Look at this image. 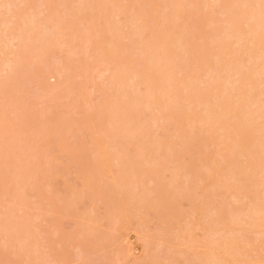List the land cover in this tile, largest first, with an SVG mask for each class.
Listing matches in <instances>:
<instances>
[{
  "label": "rangeland",
  "instance_id": "1",
  "mask_svg": "<svg viewBox=\"0 0 264 264\" xmlns=\"http://www.w3.org/2000/svg\"><path fill=\"white\" fill-rule=\"evenodd\" d=\"M102 1L0 0V264H260L264 0Z\"/></svg>",
  "mask_w": 264,
  "mask_h": 264
},
{
  "label": "bare ground",
  "instance_id": "2",
  "mask_svg": "<svg viewBox=\"0 0 264 264\" xmlns=\"http://www.w3.org/2000/svg\"><path fill=\"white\" fill-rule=\"evenodd\" d=\"M76 1H77V0H76ZM101 1H102V0H101ZM172 1H174V0H172ZM221 1H222V0H221ZM225 1H226V0H225ZM95 2H96V1H95ZM102 2H103V1H102ZM104 2H105V1H104ZM112 2H113V1H112ZM245 2H246V1H245ZM247 2H248V1H247ZM100 3H101V2H100ZM107 3H108V2H106V4H107ZM180 3H181V2H180ZM229 3H230V2H229ZM62 4H63V3H62ZM79 4H80V3H79ZM205 4H206V3H205ZM244 4H245V3H244ZM262 4H263V3H262ZM262 4H261V5H262ZM57 5H58V4H57ZM75 5H76V4H75ZM97 5H98V4H97ZM99 5H100V4H99ZM102 5H103V4H102ZM111 5H112V4H111ZM226 5H227V4H226ZM107 6H108V5H107ZM174 6H175V3H174ZM91 7H92V6H91ZM149 7H150V6H149ZM177 7H178V5H177ZM181 7H182V6H181ZM221 7H222V6H221ZM244 7H245V6H244ZM235 8H236V7H235ZM94 9H95V8H94ZM103 9H104V8H103ZM241 9H242V8H241ZM247 9H248V8H247ZM247 9H246V10H247ZM261 9H264V5H263L262 7H260V12L256 11V12H255V13H256L255 15H250V14H249L250 17H248V21H250V20L252 19V21L254 20V22L256 23L254 27H253V24H252V27H251L252 30H251V31H252L253 33H252V32H251V33H252L254 36L252 37V36L250 35V36L252 37V38H251L252 40H251V39H250V40H251V41H254L255 39H259V40H258L259 42H257V44H258V43H259V44H262L263 41H264V40H262V39H264V22H263V23L261 22L262 20L264 21V18H263V17H264V14H263V10H261ZM56 10H57V9H56ZM62 10H63V9H62ZM172 10H173V9H172ZM175 10H177V8H176ZM90 11H93V9H91V10L89 9V12H90ZM109 11H110V10H109ZM152 11H153V10H152ZM173 11H174V10H173ZM94 12H95V11H94ZM178 12H179V10H178L176 13H178ZM180 12H181V11H180ZM242 12H243V11H242ZM257 12H258V13H257ZM33 13H34V12H33ZM63 13H64V12H63ZM63 13H62V15H63ZM105 14H106V13H105ZM230 14H231V13H230ZM251 14H252V13H251ZM257 14H258V15H257ZM151 15H153V14H151ZM170 15H171V14H170ZM235 16H236V15H235ZM247 16H248V15H247ZM66 17H67V16H66ZM163 17H164V16H163ZM176 18H177V16H176ZM240 18H241V17H240ZM61 19H62V18H61ZM61 19H60V20H61ZM99 19H100V18H99ZM37 20H38V19H37ZM53 20H54V19H53ZM96 20H97V19H96ZM164 20H165V17H164ZM57 21H58V20H57ZM70 21H72V20H70ZM110 21H111V20H110ZM232 21H234V20H232ZM245 21H246V20H245ZM252 21H250V22L252 23ZM21 22H22V21H21ZM165 22H166V21H165ZM170 22H171V21H170ZM172 22H173V21H172ZM234 22H235V21H234ZM254 22H253V23H254ZM167 23H168V22H167ZM231 23H233V22H231ZM231 23H230V24H231ZM244 23H245V22H244ZM251 23L248 24V25L250 26ZM98 24H99V23H98ZM112 24H113V23H112ZM112 24H111V25H112ZM114 24H115V23H114ZM170 24H171V23H170ZM236 24H238V23H236ZM242 24H243V23H242ZM77 25H78V24H77ZM167 25H168V24H167ZM232 25H233V26H232V27H233V28H232V32L235 33L236 35L239 34V31H238L239 28H237V25H235V24H232ZM234 25H235V27H234ZM42 26H43V25H42ZM46 26H47V25H46ZM63 26H64V24H63ZM31 27H32V26H31ZM11 28H12V27H11ZM111 28H112V27H111ZM168 28H170V30H172L171 27H167V29H166V28H165V29L168 31ZM227 28H228V27H227ZM47 29H49V28H47ZM47 29H46V30H47ZM107 29H110V28H108V26H107ZM107 29H106V31H108ZM173 30H174V28H173ZM183 30H184V29H183ZM240 30H241V29H240ZM50 31H52V30H50ZM110 31H111V30H110ZM108 32H109V31H108ZM220 32H221V31H220ZM249 32H250V29H249ZM82 33H83V32H82ZM169 33H170V31H169ZM251 33H250V34H251ZM45 34H46V32H45ZM165 34H166V33H165ZM186 34H187V33H186ZM220 34H221V33H220ZM230 34H231V33H230ZM87 35H88V34H87ZM167 35L169 36V34H167ZM64 36H65V35H64ZM165 36H166V35H165ZM232 36H233V35H232ZM4 37H5V36H4ZM38 37H39V36H37L36 38H38ZM183 37H184V36H183ZM41 38H42V37H41ZM167 38H168V37H167ZM260 38H261V39H260ZM75 39H76V38H75ZM175 39H176V38H175ZM180 39H181V38H180ZM225 39H226V38H225ZM32 40H33V39H32ZM37 40H38V39H37ZM85 40H86V39H85ZM157 40H158V39H157ZM157 40H156V41H157ZM246 40H247V39H246ZM260 40H262V41L260 42ZM87 41H88V40H87ZM103 41H104V40H103ZM109 41H110V40H109ZM109 41H107V42H109ZM156 41H155V42H156ZM179 41H180V40H179ZM185 41H186V40H185ZM221 41H222V40H221ZM221 41H220V42H221ZM39 42H40V41H39ZM104 42H105V41H104ZM107 42H105V43H107ZM111 42H112V41H111ZM222 42H223V41H222ZM254 42H256V41H254ZM189 43H190V42H189ZM218 43H219V42H218ZM243 43H244V42H243ZM249 43H250V42H249ZM37 44H38V43H37ZM112 44H113V43H112ZM151 44H152V43H151ZM212 44H213V43H212ZM216 44H217V43H216ZM22 45H23V44H22ZM28 45H29V44H28ZM99 45H100V44H99ZM167 45H168V44H167ZM177 45H178V44H177ZM209 45H210V44H209ZM15 46H16V45H15ZM49 46H50V45H49ZM107 46H108V44H107ZM109 46H110V45H109ZM112 46L114 47V45H112ZM115 46L117 47V45H115ZM153 46H154V45H153ZM153 46H150V47H153ZM156 46H157V44L155 45V47H156ZM216 46H218V44H217ZM160 47H161V45H160ZM160 47H159V48L157 47L159 51H161V50H160ZM177 47H178V46H177ZM220 47H221V48H220L219 50H221V54H220L219 52H217V54L219 53L220 56L216 54L217 56H219L218 60H216V62H217V64H218V67H219L220 64H223V62H224L225 59L222 58V57H223L222 54H224V53L226 52V49H227L226 44H223V45H221ZM15 48H16V47H15ZM37 48H38V47H37ZM198 48H199V47H198ZM35 49H36V48H35ZM100 49H101V48H100ZM107 49H108V48H107ZM161 49H162V48H161ZM10 50H11V49H10ZM30 50H31V49H30ZM98 50H99V49H98ZM111 50L113 51L114 49H111ZM144 50H145V49H144ZM148 50H149V49H148ZM155 50H156V49H155ZM162 50H163V49H162ZM224 50H225V52H224ZM7 51H8V49H7ZM11 51H12V50H11ZM24 51H25V50H24ZM112 51H111V52H112ZM163 51H164V50H163ZM163 51H162V52H163ZM200 51H201V50H200ZM229 51H230V50H229ZM263 51H264V47H263ZM114 52H115V50H114ZM116 52H117V51H116ZM157 52H158V51H157ZM201 52H202V51H201ZM8 53H9V51H8ZM19 53H20V52H19ZM32 53H33V52H32ZM109 53H110V52H109ZM112 53H113V52H112ZM122 53H123V52H122ZM243 53H244V52H243ZM4 54H5V52H4ZM102 54H103V52H102ZM102 54H101V55H102ZM107 54H108V53H107ZM110 54H111V53H110ZM159 54L162 55L161 52H160ZM165 54H166V53H165ZM165 54H164V55H165ZM66 55H67V54H66ZM103 55H104V54H103ZM202 55H203V57H201L202 61H203V60H204V61L207 60V55H206L205 53H203ZM204 55H205L206 57H204ZM216 55H214V56H216ZM106 56H107V55H106ZM110 56H111V55H110ZM113 56L115 57V55H113ZM166 56H167V55H166ZM90 57H91V56H90ZM104 57H105V56H104ZM157 57H158V56H157ZM159 57H160V56H159ZM170 57H171V56H170ZM187 57H188V56H187ZM224 57H225V54H224ZM41 58H42V57H41ZM117 58H118V57H117ZM147 58H148V57H147ZM150 58H153V59H154L153 56L150 57ZM198 58H199V57H198ZM212 58H213V57H212ZM263 58H264V57H263ZM123 59H124V58H123ZM156 59H158V58H156ZM156 59H155V60H156ZM215 59H217V57H216ZM20 60H21V59H20ZM161 60H163V59H161ZM152 61H153V60H152ZM152 61H151V62H152ZM156 61H157V60H156ZM156 61L154 62L155 66H156V64H159V63H157ZM158 61H159V59H158ZM167 61H168V60H167ZM202 61H201V63H202ZM97 62H98V61H97ZM101 62H102V61H101ZM104 62H105V61H104ZM110 62H111V61H110ZM164 62H165V60H164ZM14 63H15V62H14ZM169 63H170V62H169ZM208 63H209V62H207V64H208ZM239 63H240V62H239ZM57 64H58V63H57ZM77 64H78V63H77ZM86 64H87V63H86ZM98 64H99V63H98ZM128 64H129V63H128ZM162 64H164V63H162ZM165 64H166V63H165ZM231 64H232V63H231ZM101 65H103V64H101ZM123 65H124V64H123ZM167 65H170V64L167 63ZM167 65H166V66H167ZM205 65H206V64H205ZM108 66H109V65H108ZM140 66H141V65H140ZM140 66H139V67H140ZM152 66H153V65H152ZM198 66H199V65H198ZM200 66H201V65H200ZM7 67H8V66H7ZM29 67H30V66H29ZM103 67H104V66H103ZM121 67H123V66H121ZM157 67H158V66H157ZM157 67H156V69H157ZM205 67H206V66H205ZM207 67H208V66H207ZM207 67H206V68H207ZM218 67H217V68H218ZM31 68H32V67H31ZM43 68H44V67H43ZM92 68H93V67H92ZM106 68H107V67H106ZM114 68H115V67H114ZM123 68H124V67H123ZM125 68H126V67H125ZM125 68H124V69H125ZM136 68H137V67H136ZM154 68H155V67H154ZM159 68H160V67H159ZM229 68H230V67H229ZM130 69H131V68H130ZM226 69H227V68H226ZM260 69H261V67H260ZM17 70H18V69H17ZM106 70H107V69H106ZM118 70H119V69H118ZM163 70H164V69H163ZM210 70H211V69H210ZM214 70H215V69H214ZM120 71H121V69H120ZM120 71H119V73H116L117 76H115L114 79L119 78V79L123 80V79H122V76H121L122 74H121ZM154 71H155V70H154ZM157 71H158V70H157ZM169 71H170V70H169ZM114 72H115V71H114ZM161 72H162V71H161ZM165 72H167V69H166ZM178 72H179V71H178ZM220 72H221V71H220ZM240 72H241V71H240ZM20 73H21V72H20ZM81 73H82V72H81ZM129 73H130V72H129ZM131 73H133V72H131ZM157 73H158V72H157ZM162 73H163V72H162ZM191 73H192V72H191ZM209 73H211V71H210ZM253 73H254V72H253ZM78 74H79V73H78ZM111 74H112V73H111ZM171 74H172V73H171ZM219 74H220V73H219ZM235 74H236V73H235ZM249 74L251 75L252 72H250ZM124 75H125V74H124ZM124 75H123V77L125 78ZM209 75H210V74H209ZM246 75H247V73H246ZM56 76H57V75H56ZM81 76H82V75H81ZM165 76H166V75H165ZM167 76H168V75H167ZM172 76H173V75H172ZM219 76H220V75H219ZM238 76H239L238 79H236V80L233 81V82H230V83L228 82V83L230 84L231 89L233 88L235 91L239 90V92H241V91L243 90V92L241 93V94H243V93H245L244 91H245V88H246V86L248 85V83H246L245 88H244V89L241 88L242 90L240 91L239 88L242 86V81L246 82L244 79L241 80V77H242V78H245L246 76L243 77L242 74H241V75H238ZM248 76H249V75H248ZM253 76H254V75H253ZM111 77H112V76H111ZM153 77H154V76H153ZM205 77H206V75H205ZM211 77H212V76H211ZM213 77H214V76H213ZM216 77H217V76H216ZM250 77H251V76H250ZM8 78H9V77H8ZM132 78H133V76H132ZM147 78H148V77H147ZM154 78H156V76H155ZM165 78H166V77H165ZM194 78H195V77H194ZM209 78H210V77H209ZM111 79H112V78H111ZM133 79H134V78H133ZM152 79H153V78H152ZM161 79H162V78H160V80H161ZM247 79H249V78L247 77ZM251 79H252V80H251V82H252L254 79H253L252 77H251ZM3 80H4V78H3ZM17 80H18V79H17ZM158 80H159V78H158ZM160 80H159V81H160ZM163 80H164V79H162V80L160 81V82H162V83L159 82V86H160L161 89H164V91H166V92H165V96L168 95V97H169V93H170V90H169L170 88H169V87H170V85H169V83H168L169 86H168L167 84H165V82H164ZM165 80H166V79H165ZM212 80H214V79L212 78ZM217 80H218V79L216 78V81H217ZM117 81H118V80H117ZM216 81H215L214 85H217V84L219 83V82L216 83ZM248 81H249V80H248ZM248 81H247V82H248ZM139 82H140V81H139ZM186 82H187V81H186ZM211 82H212V81H211ZM17 83H18V82H17ZM115 83H116V81H115ZM115 83H114V84H115ZM120 83H122V82L120 81ZM120 83H119V84H120ZM235 83H236V85H235ZM252 83H253V82H252ZM116 84H117V83H116ZM164 84L167 85V86L165 87ZM187 84H188V82H187ZM209 84H210V82L208 83V85H209ZM222 84H223V83H222ZM225 84H226V83H225ZM250 84H251V83H250ZM250 84H249V85H250ZM129 85H130V84H129ZM189 85H191L190 82H189ZM219 85H220V84H219ZM234 85H235V86H234ZM249 85H248V86H249ZM145 86H146V85H145ZM159 86H158V87H159ZM205 86H207V85H205ZM30 87H31V86H30ZM119 87H120V86H119ZM122 87H124V86H122ZM171 87H172V86H171ZM189 87H190V86H189ZM192 87L195 89V86H192V85H191L190 88H192ZM208 87H209V86H208ZM217 87H218V85L215 86V88H217ZM223 87H224V86H223ZM146 88H147V87H146ZM148 88H149V87H148ZM151 88H152V86H151ZM156 88H157V87H156ZM193 88H192V89H193ZM196 88H197V87H196ZM131 89H132V88H131ZM161 89H160V90H161ZM187 89H188V88H187ZM187 89H186V90H187ZM194 89H193V90H194ZM19 90H20V89H19ZM27 90H28V89H27ZM134 90H135V89H134ZM193 90H189V92H190V91H193ZM195 90H196V89H195ZM195 90H194V91H195ZM197 90H198V89H197ZM213 90H214V89H213ZM17 91H18V90H17ZM216 91H217V90H216ZM216 91H215V92H216ZM223 91H224V90H223ZM235 91H234V92H235ZM125 92H126V90H125ZM187 92H188V91H187ZM218 92H219V91H218ZM150 93H151V92H150ZM194 93L196 94V91L193 92V93H191V94L194 96ZM237 93H238V92H237ZM120 94H122L121 91H120ZM124 94H125V93H124ZM148 94H149V93H148ZM154 94H155V93H154ZM184 94H185V93H184ZM239 94H240V93H238L239 98H238V96H237V100H236V98H235L236 102H238V104H237V103H235V104H237L238 107L235 105V106H234V109L232 108L233 112H232V110L229 111V113L232 112V113H230L231 115H232L234 112H236V111L238 110V108L240 107V105H239V104H240V103H239V100H241L240 97H243V95L241 96V94H240V95H239ZM149 95H150V94H149ZM175 95H176V94H175ZM185 95H186V94H185ZM236 95H237V94H236ZM236 95H235V97H236ZM48 96H49V95H48ZM188 96H189V95H188ZM188 96H187V97H184V98H188ZM190 96H191V95H190ZM195 96L197 97V94H196ZM217 96H218V95H217ZM223 96H224V95H223ZM233 96H234V95H233ZM245 96H246V95H245ZM121 97H122V96H121ZM123 97H124V96H123ZM123 97H122V98H123ZM125 97H126V96H125ZM129 97H130V96H129ZM155 97H156V96H155ZM198 97H199V96H198ZM122 98H121V99H122ZM176 98H177V97H176ZM118 99H119V98H118ZM124 99H125V98H124ZM182 99H183V98H182ZM238 99H239V100H238ZM19 100H20V98H19ZM122 100H123V99H122ZM140 100H141V99H140ZM189 100H191V98H190ZM189 100H188V101H189ZM193 100H194V99H193ZM231 100H232V99H231ZM235 100H234V102H235ZM24 101H25V100H24ZM125 101H126V100H125ZM144 101H145V100H144ZM169 101H170V98H167V100H166L167 104L165 105L167 108H169V103H168ZM218 101H220V100L218 99ZM242 101H243V100H242ZM25 102H26V101H25ZM118 102H119V101H118ZM133 102H134V99H133ZM193 102H194V101H193ZM240 102H241V101H240ZM16 103H17V102H16ZM114 103H115V102H114ZM120 103H121V102H120ZM127 103H128V102H127ZM136 103H137V102H136ZM147 103H148V102H147ZM206 103H207V102H206ZM121 104H124V103H121ZM145 104H146V103H145ZM150 104H151V103H150ZM164 104H165V103H164ZM172 104H173V103H172ZM130 105H131V104H130ZM139 105H140V104H139ZM197 105L199 106V104H197ZM108 106H109V105H108ZM118 106H119V105H118ZM132 106H133V104H132ZM188 106H189V105H188ZM191 106H192V105H191ZM198 106H197V107H198ZM202 106H203V105H202ZM221 106H222V104H221ZM120 107H121V108L118 107V109L124 110V109H122V108H123L122 105H120ZM158 107L160 108L159 105H158ZM194 107H195V106H194ZM235 107H236V108H235ZM242 107H243V106H242ZM108 108H109V107H108ZM190 108H191V107H190ZM221 108H222V107H221ZM118 109H117V110H118ZM128 109H129V108H128ZM132 109H133V108H132ZM163 109H164V108H163ZM204 109H205V108H204ZM121 110H119V112H120ZM192 110H193V109H192ZM234 110H235V111H234ZM114 111H115V110H114ZM180 111H181V110H180ZM209 111H210V109L207 111V114H208ZM219 111H220V110H219ZM219 111H218V114H217L218 117H216L217 115L215 116L216 112H213V111H210V112H209L210 115L208 114L207 117L210 118L209 116H211V115L214 114V115L212 116V118H213V120H215V121L218 122L219 120H222V119H223V118H222V117H223V116H222L223 113H221V112L219 113ZM222 111H223V110H222ZM238 111H239V110H238ZM110 112H111V110H110ZM119 112H118V113H119ZM122 112H123V111H121L120 113H122ZM135 112H136V111H135ZM212 112H213V113H212ZM223 112H224V111H223ZM111 113H113V112H111ZM131 113L133 114V111H132ZM203 113H204V111H203ZM138 114H139V113H138ZM219 114H220V115H219ZM234 114H235V113H234ZM171 115H172V114H171ZM223 115H225V113H224ZM228 115H229V114H228ZM109 116H110V115H109ZM204 116H205V115H204ZM232 116H233V115H232ZM251 116H252V115H251ZM262 116H263V115H262ZM110 117H112V116H110ZM201 117H202V116H201ZM214 117H215V118H214ZM228 117H229V116H228ZM112 118H113V117H112ZM124 118H125V117H124ZM138 118H139V117H138ZM210 119H211V118H210ZM225 119H227V118H226V115H225ZM111 120H112V119H111ZM185 120H186V119H185ZM197 120H198V119H197ZM197 120H196V121H197ZM227 120H228V119H227ZM130 121H131V120H130ZM109 122H110V121H109ZM132 122H133V121H132ZM187 122H188V121H187ZM187 122H186V123H187ZM208 122H209V121H208ZM222 122H223V123H222ZM112 123H113V122H112ZM190 123H191V121H190ZM199 123H200V122H199ZM220 123H221V124H220V128L222 127V129H226V126H225L226 123L224 122V120H223V121H220ZM207 124H208V123H207ZM213 124H215V123L213 122ZM224 124H225V125H224ZM258 124H259V123H258ZM258 124H257V125H258ZM187 125H188V124H187ZM221 125H223V126H221ZM120 126H121V125H120ZM141 126H142V125H141ZM141 126H140V127H141ZM183 126H184V125H183ZM191 126H192V125H191ZM209 126H211V125H209ZM209 126H208V127H209ZM224 126H225V127H224ZM143 127H144V126H143ZM186 127H188V126H186ZM223 127H224V128H223ZM42 128H43V126H42ZM190 128H191V127H190ZM196 128H197V127H196ZM124 129H125V128H124ZM138 129H139V127H138ZM186 129H187V128H186ZM209 129H210V128H209ZM115 130H116V129H115ZM139 130H141V128H140ZM142 130H143V129H142ZM187 130H188V129H187ZM212 130H213V129H212ZM127 131H128V130H127ZM137 131H138V130H137ZM143 131H144V130H143ZM183 131H184V130H183ZM128 132H130V131H128ZM144 132H145V131H144ZM218 132H219V131H218ZM22 133H23V132H22ZM117 133H118V132H117ZM134 133H135V132H134ZM141 133L143 134V132H141ZM181 133H182V132H181ZM195 133H196V132H195ZM25 134H26V133H25ZM27 134H28V133H27ZM27 134H26V135H27ZM119 134H120V133H118V138H120V136H123L122 132H121L120 135H119ZM131 134H132V131H131L128 135L130 136ZM135 134H136V133H135ZM135 134H132L133 136L131 135V137H136V136H134ZM189 134H190V133H189ZM220 134H221V133H220ZM136 135H137V134H136ZM182 135H183V134H182ZM191 135H192V134H191ZM138 136H139V133H138ZM138 136H137V137H138ZM140 136H142V135H140ZM237 136H238V134H237ZM137 137H136V138H137ZM218 137H219V136H218ZM129 138H130V137H129ZM219 138H220V137H219ZM124 139H125V138H124ZM133 139H134V138H133ZM182 139H183V138H182ZM212 139H213V138H212ZM221 139H222V138H221ZM137 140H138V139H137ZM144 140H145V139H144ZM237 140H238V139H237ZM138 142H139V141H138ZM217 142H218V141H217ZM221 142H222V141H221ZM140 143H141V142H140ZM146 143H147V142H146ZM129 145H130V144H129ZM216 145H217V144H216ZM127 147H128V146H127ZM138 148H139V147H138ZM127 149H128V148H127ZM131 149H132V148H131ZM142 149H143V148H142ZM140 151H141V150H140ZM140 151H139V152H140ZM156 151H157V150H156ZM243 151H244V150H243ZM136 152H137V151H136ZM149 152H150V151H149ZM157 152H158V151H157ZM103 153H104V152L102 151L101 154H103ZM123 153H125V152H123ZM145 153H146V152H145ZM101 154H100V155H101ZM150 154H151V153H150ZM248 154H249V152H248ZM11 155H12V154H11ZM138 155H139V154H138ZM138 155H137V156H138ZM148 155H149V154H148ZM172 156H173V155H172ZM250 156H251V154H250ZM105 157H106V155H105ZM136 159H137V158H136ZM118 161H119V160H118ZM122 161H123V160H122ZM136 162H137V161H136ZM261 162H262V161H261ZM104 163H106V165H108L107 163H109V162H108V161H105ZM131 163H132V162H131ZM114 164H116V163H114ZM119 164H120V163H119ZM218 164H219V163H218ZM106 165H105V166H106ZM135 165H136V164H135ZM12 166H13V165H12ZM14 166H15V165H14ZM109 166H110V164H109ZM262 166H263V165H262ZM246 167H247V166H246ZM18 168H19V167H18ZM28 168H29V167H28ZM119 168H120V166H119ZM214 168H215V167H214ZM244 168H245V167H244ZM30 169H31V168H30ZM125 169H126V168H125ZM26 170H28V169H26ZM101 170H102V169H101ZM11 171H13V170H11ZM22 171H23V170H22ZM132 171H133V170H132ZM7 172H8V171H7ZM134 172H135V171H134ZM22 173H23V172H22ZM30 173H31V171H30ZM261 173H263V172H261ZM10 174H11V173H9V175H10ZM186 174H187V172H186ZM30 175H31V174H30ZM6 176H7V175H6ZM131 176H132V174H131ZM4 177H5V176H4ZM14 177H15V176H14ZM5 178H6V177H5ZM5 178H4V179H5ZM16 178H17V177H16ZM31 178H32V177H30V179H31ZM2 179H3V178H2ZM18 179H19V178H18ZM21 179H22V178H21ZM133 179H134V178H133ZM263 179H264V178H263ZM260 180H261V179H260ZM4 181H5V180H4ZM20 181H21V180H20ZM22 181H23V180H22ZM22 181H21V182H22ZM214 181H215V180H214ZM2 182H3V181H2ZM9 182H10V181H9ZM127 182H128V180H127ZM140 182H141V181H140ZM216 182H217V181H216ZM216 182H215V183H216ZM7 183H8V182H7ZM23 183H24V182H23ZM131 183H134V182H131ZM135 183H136V182H135ZM217 183H218V182H217ZM8 184H9V183H8ZM8 184H7V185H8ZM18 184H19V183H18ZM126 184H128V183H126ZM222 184H224V183L222 182ZM2 185H3V184H2ZM225 185H226V184H225ZM18 186H19V185H18ZM122 186H123V185H122ZM129 186H130V185H129ZM129 186H128V187H129ZM135 186H136V185H135ZM219 186H220V187H223V186H221V185H219ZM123 187H124V186H123ZM217 187H218V186H217ZM220 187H219V188H220ZM223 188H224V187H223ZM120 189H121V188H120ZM123 189H124V188H123ZM135 189H136V188H135ZM218 190H219V189H218ZM263 190H264V189H263ZM251 196H253V195H251ZM252 198H253V197H252ZM209 199H210V198H209ZM221 199H222V198H221ZM236 200H237V199H236ZM218 201H219V200H218ZM247 202H248V201H247ZM200 204H201V203H200ZM262 204H264V203H262ZM218 205H219V204H218ZM257 205H258V204H257ZM216 206H217V205H216ZM256 209H257V208H256ZM214 210H215V209H214ZM227 210H228V209H227ZM259 211H261V210H258V211H257V214H259ZM8 212H9V210H8ZM213 212H214V211H213ZM262 212H263V211H262ZM211 213H212V212H211ZM213 214H214V213H213ZM255 215H256V214H255ZM11 216H12V215H11ZM226 216H227V215H226ZM228 216H230V215H228ZM228 216H227V217H228ZM256 217H257V216H256ZM259 217H260V216H259ZM257 218H258V217H257ZM261 218H262V217H261ZM261 218H260V222H261ZM2 221H3V220H2ZM8 221H9V220H8ZM251 221L253 222V220H251ZM7 223H9V222H7ZM239 223H240V222L237 221V225H240V224H241V223H240V224H239ZM253 223H254V222H253ZM253 223H251V225H252ZM256 223H259V222L257 221ZM256 223H255L254 225H256ZM1 224H2V223H1ZM229 224H231V222H230ZM259 224H260V223H259ZM263 224H264V223H263ZM231 225H232V227L234 228V225H235V224L233 225V223H232ZM3 226H5V225H3ZM252 226H253V225H252ZM262 226H264V225H262ZM222 227H223V226H222ZM230 227H231V226H230ZM238 227H239V226H238ZM221 229H222V228H221ZM221 229H220V231H221ZM248 229H249V228H248ZM214 231L216 232L215 229H214ZM214 231H213V232H214ZM223 231H224V230H223ZM207 232H208V231H207ZM226 232H227V230H226ZM213 235H214V234H213ZM11 237H12V236H11ZM237 237H238V236H237ZM225 238H226V237H225ZM235 238H236V237H235ZM212 239H213V238H212ZM233 239H234V238H233ZM236 240H238V239H236ZM213 241H215V239H214ZM230 241H231V240H230ZM239 241H240V240H239ZM207 242H208V241H207ZM211 242H212V241H211ZM232 242H233V241H232ZM210 244H211V243H207V245H206V246H207V247H206L207 249H205V254H206V256H208V257L206 258V259H207V262H208V260H209V262L211 261L212 256H213V254H214V251L216 250V247H219V246H215V248H213L212 246H210ZM212 245H213V244H212ZM215 245H216V244H215ZM224 245H226V244H224ZM221 249H222V248H221ZM223 249H224V248H223ZM232 249H233V248H232ZM234 249H235V248H234ZM206 250H207V251H206ZM229 250H230V249H229ZM222 251H223V250H222ZM230 251H231V250H230ZM218 252H219V249H218ZM220 252H221V250H220ZM220 252H219V253H220ZM225 253H226V252H225ZM229 253H230V252H229ZM229 253H228L227 255H229ZM216 254H217V253H216ZM230 254H231V253H230ZM214 255H215V254H214ZM225 255H226V254H225ZM236 255H237V254H236ZM204 256H205V255H204ZM206 256H205V257H206ZM219 256H220V255H219ZM237 256H238V255H237ZM214 257H215V256H214ZM230 257H231V256H229V258H230ZM203 258H204V257H203ZM240 258H241V257H240ZM240 258H239V259H240ZM206 259H205V260H206ZM214 259H215V258H214ZM242 259H243V258H242ZM245 259H246V258H245ZM223 260H224V259H223ZM225 260H226V259H225ZM230 260H231V259H230ZM230 260H227V261H230ZM261 260H262V259H260V261H261ZM233 261H234V260H233ZM257 261H258V260H257ZM209 262H208V263H209ZM217 263H218V262H217ZM217 263H216V264H217ZM227 263L229 264V262H227ZM259 263H260V262H259ZM219 264H221V263H219ZM230 264H231V262H230ZM260 264H261V263H260Z\"/></svg>",
  "mask_w": 264,
  "mask_h": 264
},
{
  "label": "snow or ice",
  "instance_id": "3",
  "mask_svg": "<svg viewBox=\"0 0 264 264\" xmlns=\"http://www.w3.org/2000/svg\"><path fill=\"white\" fill-rule=\"evenodd\" d=\"M7 7L11 8L13 6L12 5H7ZM261 264H264V260L261 261Z\"/></svg>",
  "mask_w": 264,
  "mask_h": 264
}]
</instances>
